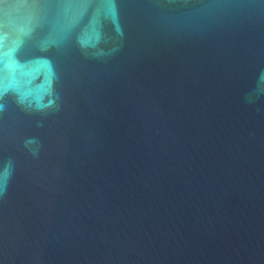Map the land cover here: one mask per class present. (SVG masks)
Instances as JSON below:
<instances>
[{
  "label": "water",
  "instance_id": "95a60500",
  "mask_svg": "<svg viewBox=\"0 0 264 264\" xmlns=\"http://www.w3.org/2000/svg\"><path fill=\"white\" fill-rule=\"evenodd\" d=\"M0 264H264V0H0Z\"/></svg>",
  "mask_w": 264,
  "mask_h": 264
}]
</instances>
